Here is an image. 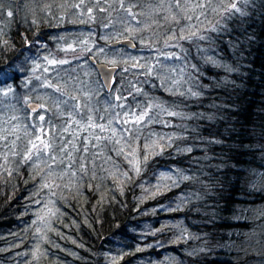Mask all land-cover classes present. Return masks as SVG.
Masks as SVG:
<instances>
[{"label": "trees", "instance_id": "trees-1", "mask_svg": "<svg viewBox=\"0 0 264 264\" xmlns=\"http://www.w3.org/2000/svg\"><path fill=\"white\" fill-rule=\"evenodd\" d=\"M2 1L0 43L7 39L12 47L2 52L0 66L39 39L47 47L33 52L49 71L40 69L35 73L41 77L40 81L31 71L27 77L8 81L13 92L8 97L0 94L3 101L0 134L5 133L4 129L9 130V124L17 119L27 120V126L37 125L35 117L30 118L24 108L23 99L27 98L36 106L44 104L48 109L45 112L42 108L45 119L51 117L56 134L63 140L80 147L81 140L92 139V130L85 131L77 125L64 132L66 119L58 117L57 109L47 99L51 89L39 87L46 77H55L57 72L63 78L60 83L67 82L61 99L76 95L82 112L94 118L104 117L100 123L123 111L108 105L116 103V95L129 93L135 94L133 103L158 102L191 119L164 115L162 119L171 126L156 123L146 129L172 136L174 141L161 155L150 160L141 178L124 187L123 194L113 178L99 168L97 178L92 180L91 174L85 177L78 192L75 188L65 190L64 198L58 203L59 219L52 222L56 231L47 233L48 239L59 248L33 236L32 221L37 219L36 213L41 208L33 199L48 200L50 196L41 193L34 197L39 185L32 169L25 172L21 168L18 175L7 177V182L0 179V264L32 261V247L37 242L42 250H48L47 257H41L39 264H112L113 256H118V264H264V0L241 4L246 15L236 14L227 21L226 30L205 33L212 37L211 41L176 40V47L165 45L167 37L181 26L172 21V16L179 18L181 24L192 23L203 29L219 19L217 13L204 9L205 18L201 9L190 7L187 15L193 20L189 22L184 20L185 12L175 7V0H99V3L84 0L83 4L81 0ZM195 3L196 0H191L192 5ZM27 5L32 11L27 10ZM87 8L92 9L91 18ZM126 8H131L139 24L132 20ZM8 11H12L11 17ZM133 28L137 30L129 31ZM121 39L133 41L135 49L108 47L110 42ZM69 44L77 48L76 53L61 50ZM88 48L92 49L91 53ZM172 52L185 59L163 58L164 53ZM48 54L71 62L52 68L42 59ZM114 54L120 56L116 65L108 63ZM207 56L234 70L228 72L208 63ZM90 58L116 67L108 91ZM165 65L176 66V72ZM192 65L199 67L200 83L206 85L201 89V97L172 95L160 86L157 73L172 80L182 75L178 87L186 90L192 85L184 81L189 74L196 75ZM149 67L152 76L147 75ZM133 85L147 95L135 93ZM35 91L42 98H36ZM17 96L21 98L19 102ZM72 103L75 101L69 100ZM65 108L61 105V109ZM89 108L93 110L91 113ZM105 108L108 110L104 111ZM113 127L119 128L115 124ZM27 131L31 133V128ZM97 134L110 135L107 131ZM26 140L15 139L18 151H23ZM0 141V156L7 152L13 158L12 146ZM94 143L98 147L87 145L90 152L99 151L104 144ZM68 147L71 150L72 144ZM189 147L191 152L177 151ZM108 148H104V156L111 154ZM73 155L79 153L73 151ZM102 160L103 157L98 162ZM117 162H120L118 158ZM104 167L111 169L110 164ZM177 169L190 179L171 190L163 189L155 196L144 198L145 193L137 186L141 180L151 182L160 172L175 175ZM118 232L124 235H114ZM57 233H62L63 238Z\"/></svg>", "mask_w": 264, "mask_h": 264}, {"label": "snow or ice", "instance_id": "snow-or-ice-1", "mask_svg": "<svg viewBox=\"0 0 264 264\" xmlns=\"http://www.w3.org/2000/svg\"><path fill=\"white\" fill-rule=\"evenodd\" d=\"M84 0H81L83 4ZM250 0H196L194 5L191 4V0H175V7L185 12L184 20L192 21L193 17L187 15V9L190 7L199 8L202 10L201 14L207 18V12L204 9H210L212 12L217 13L219 19L215 23L211 24L210 27H205L203 29H198L195 24L187 23L181 24V20L176 16H172L171 19L174 23L181 25L178 32H173L169 35L165 41L166 47H176V40H186L189 42L195 41H211L212 37L206 35L208 32H219L221 30H226V24L228 20L233 19L236 14L240 16L246 15V13L240 7L241 4L247 5ZM99 3V0H97ZM215 5V6H214ZM123 6V4H122ZM3 5L0 4V8ZM50 7V6H49ZM79 7V5H76ZM103 11L104 9H100ZM132 20L139 24L136 20V15L132 12L131 8L125 9ZM91 18V8H87ZM7 15L11 17L13 15L12 11H8ZM168 19V17H165ZM199 20V17H196ZM36 23V21H33ZM203 23V21H201ZM137 29H129V31H136ZM171 31V30H170ZM185 32L187 35H185ZM171 42V43H170ZM12 45L8 43V40H3L0 43V63H3L2 52L6 48H11ZM47 47L42 45L37 39V41L32 44H27L24 50H21L18 55L11 59V61L4 66H0V94L3 97H8L13 89L8 84L10 80L21 79L22 77H27L28 72L31 71L34 78L37 81L41 80L39 75L35 73L43 69V72H48L49 67L43 66L39 61L40 56L34 54L33 49L40 51L41 48ZM62 51H71L73 53L77 52V48L69 44L67 48H62ZM84 49H81L83 51ZM87 51L91 53L92 49L88 48ZM103 51V49H99ZM163 58L166 60H184L185 57L178 55L175 52L164 53ZM43 61L46 62L48 66L55 68L56 66H62L70 63V59L67 58H56L50 57V54L42 56ZM207 62L214 65L223 67L225 71L231 72L234 69L229 68L227 65H219L217 60L212 56H207ZM108 63L116 65L117 61L115 59L109 60ZM143 67V65H141ZM165 68H170L172 72H176V66L165 65ZM193 70L196 75L193 76L189 74L188 80L184 81L187 83L191 82L190 87L184 90L181 85L183 76L180 79L172 80L169 76L162 73H157L156 78L161 80V87H164L172 95H179L184 97L190 95L193 98H199L203 95L201 89L206 87L200 83L202 77V72L197 65H192ZM127 71V69H124ZM180 72L183 73V67L180 68ZM147 75L152 76V68L149 67L147 70ZM60 73L57 72L55 77H46L40 84L39 87L46 89H51V93L48 95L47 99L51 100L55 108L57 109L58 117L65 118L67 126L63 129L64 132H68L72 125H77L83 130H92V139L87 138L81 140V146L77 147L72 141H65L62 137L58 136L55 131V125L52 123L51 117L47 120L44 115H39V120L43 123L36 125L26 126L25 135L29 136V139L23 149V151H18L16 149L15 140L11 142L12 147L10 149L12 157H18L12 159L9 157L8 153L5 152L0 156V179H4L7 182V177L13 175H18L19 170L24 168L25 172L28 169H32V174L37 178L36 183L39 185L38 191L34 193V197H39L41 193L49 195L48 200L33 199V203L41 205L40 210L36 213L37 219L32 221L35 225L33 230V236L37 241L43 240L45 243L51 244L52 247L59 248L58 244L50 241L48 239L47 233L56 231L52 227V222L54 219H59L60 207H58L59 200L63 197V192L65 190L71 191L75 188L79 191V185L85 177H89L95 180L96 169L99 168L102 171L108 173L109 177L117 183V187L121 194L124 192V187L127 184L134 183L138 178H141L145 169L148 167L149 162L152 158L161 155L167 148L172 146L174 137L167 135H160L151 130L146 131L149 127L156 123H161L164 127H169L170 122L164 121L162 117L167 115L169 117L180 116L182 119H191L190 116L182 115V113L169 110L168 107L162 105L161 103L145 100L143 103L135 100V94L129 93L128 96L116 95L114 97L115 104H109L108 107H120L123 109L122 112H115L114 115L107 120L106 123H100L99 121L104 120L103 116L94 118L91 114H85L81 111V104L76 95H71L67 99H61L65 96L64 87L60 83ZM110 79V77H109ZM55 80V82H54ZM171 81V86L169 82ZM27 82H31V78ZM135 88V93L142 95H147L143 93L140 87L133 85ZM115 91V89H113ZM58 94V95H53ZM87 95V94H86ZM131 97V100L129 99ZM20 97L17 96V101H20ZM69 100L75 101V103L69 104ZM122 101H128V103H123ZM24 103H28V100H24ZM61 105L66 106L65 109H61ZM0 107H3V101L0 100ZM40 108H44L45 112L48 111L44 104L39 105ZM29 108L35 111V107L29 104ZM105 108L104 111H107ZM93 110L88 109L91 113ZM79 117V119H77ZM16 119V117H13ZM113 124L118 125L119 128L113 127ZM31 128V133L27 131V128ZM16 129H12L15 132ZM8 132L7 129H4ZM109 132L108 136H101L97 134ZM16 140L20 139L16 136ZM0 140L5 142L8 141L7 135H0ZM103 141V147L99 151L90 152L88 144L98 147L94 142ZM72 144V149L70 150L68 145ZM108 145H111L108 148ZM104 148H108L110 155L104 156ZM73 151L79 153V155H73ZM177 151H187L191 152L192 149H179ZM103 157L102 162H98ZM115 157V158H114ZM119 159V163L117 162ZM111 165V169L105 168L104 165ZM126 165L127 167H122ZM190 177L185 175L182 170L177 169L175 175L170 173L160 172L157 174L155 179L151 182L141 180L140 184L137 185L145 193L144 198L149 196H155L157 193L161 192L163 189L171 190L173 187H178L179 183L182 181L189 180ZM151 185V187H149ZM92 187V185H89ZM51 197H55L52 199ZM183 203V201H181ZM63 238L62 233H57ZM116 236H123V233H115ZM72 243H76L72 240ZM64 251L63 248L60 249ZM203 251V250H202ZM48 250H42L39 242L33 245L31 256L32 261L26 262V264H39V259L41 257H47ZM119 255V254H118ZM112 264H118V256H113Z\"/></svg>", "mask_w": 264, "mask_h": 264}, {"label": "rangeland", "instance_id": "rangeland-1", "mask_svg": "<svg viewBox=\"0 0 264 264\" xmlns=\"http://www.w3.org/2000/svg\"><path fill=\"white\" fill-rule=\"evenodd\" d=\"M1 1L2 0H0V3H1ZM2 3H3V1H2ZM1 3V4H2ZM31 5H33V3H31ZM31 7H35L36 8V6H31ZM37 7H39L40 8V6H37ZM27 10H29V11H32V9L27 5ZM26 12V11H25ZM119 55L118 54H114V55H112V58L113 59H115V60H117V59H119ZM34 94H36L35 95V97L36 98H42L41 97V95L40 94H38V92L37 91H35L34 92ZM2 95V94H1ZM13 99H14V101H16V97H14L13 96ZM23 100H28L27 98H24ZM32 101H29L28 100V103L26 104V103H24V108L29 112V115H30V118H32V117H35V121H37V125H39V124H41V121L39 120V115H43L44 114V112H43V110H42V108H40L39 106H37V109H35V111H29V109H27V108H29V107H27L29 104H31V105H35V104H32L31 103ZM34 103V102H33ZM41 112V114H39L38 112ZM16 122H13L14 124H12V123H10L9 124V130H8V132H5V133H2V134H0V135H7L8 136V141L7 142H4V144L7 146V145H11L12 146V144H11V142L13 141V140H15V138H16V136H17V134L19 133V136H20V134H23L20 138L21 139H23V140H26L25 138H27V136L25 135V130H26V121L27 120H23V119H17V120H15ZM1 125V124H0ZM16 125H18L19 127H20V130H19V128H17V126ZM29 128V127H28ZM12 129H16L15 130V132H13L12 131ZM14 134H15V137H14ZM28 141V139L26 140V142ZM0 142H2V141H0ZM26 145V144H25ZM13 159V158H12ZM164 173H168V172H164Z\"/></svg>", "mask_w": 264, "mask_h": 264}, {"label": "water", "instance_id": "water-1", "mask_svg": "<svg viewBox=\"0 0 264 264\" xmlns=\"http://www.w3.org/2000/svg\"><path fill=\"white\" fill-rule=\"evenodd\" d=\"M108 47L113 48H125L129 51H133L135 49V44L130 39H121L117 41L110 42L108 44ZM89 61L94 65L96 74L104 87L106 91L110 89V86L113 81L114 74L116 73V67L109 66L105 63H96L92 58L89 59ZM110 77V79H109ZM35 108H37L35 105H32Z\"/></svg>", "mask_w": 264, "mask_h": 264}, {"label": "flooded vegetation", "instance_id": "flooded-vegetation-1", "mask_svg": "<svg viewBox=\"0 0 264 264\" xmlns=\"http://www.w3.org/2000/svg\"><path fill=\"white\" fill-rule=\"evenodd\" d=\"M28 107V106H27ZM29 109V111H32V109H30V108H28ZM35 109H37V108H35Z\"/></svg>", "mask_w": 264, "mask_h": 264}]
</instances>
